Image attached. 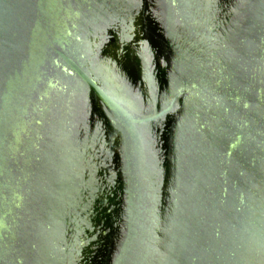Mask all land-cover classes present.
Listing matches in <instances>:
<instances>
[{"label": "water", "instance_id": "1", "mask_svg": "<svg viewBox=\"0 0 264 264\" xmlns=\"http://www.w3.org/2000/svg\"><path fill=\"white\" fill-rule=\"evenodd\" d=\"M0 264H264V0H0Z\"/></svg>", "mask_w": 264, "mask_h": 264}]
</instances>
